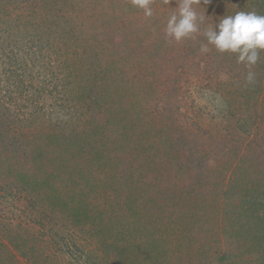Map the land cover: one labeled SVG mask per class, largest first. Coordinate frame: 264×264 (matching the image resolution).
Segmentation results:
<instances>
[{
	"label": "rangeland",
	"instance_id": "rangeland-1",
	"mask_svg": "<svg viewBox=\"0 0 264 264\" xmlns=\"http://www.w3.org/2000/svg\"><path fill=\"white\" fill-rule=\"evenodd\" d=\"M243 1L252 9L250 11L258 14L259 6L255 3L257 0H231V3L238 9ZM260 1L263 2L260 8L264 12V0ZM5 2L8 19L18 25H14L10 30L17 32L26 41L24 50L29 64L26 73L17 71L16 67L12 70L9 61L6 65L1 64L0 86H3L6 97L2 99L4 104L0 108V126L2 123L7 125L11 112H18L25 117L23 125H8H13L16 130L24 131L28 135L30 128L35 129L34 139L37 138L42 147V132L39 130L50 127L53 129L54 124H48L47 121L44 124L39 123L36 128L30 119L33 114H37L36 117L43 116L39 108L50 104V92L53 89L61 90L60 84H57L59 79L56 67H62L68 62V81L72 82L73 79L75 82V88L69 92L68 97L78 103L77 108L73 107L79 110L78 114H83L78 128L82 131L89 127V130L86 133H77L75 127L71 126L64 130L61 143L55 144V140H50L52 149L69 150L62 155L65 159L63 164L53 158L48 149L43 150L41 156L33 158V151L38 149L36 139L31 146L23 145L24 151H21L20 161L22 166L34 172L31 178L41 176L49 180L48 188L41 187L33 194L36 198L35 206L42 207L44 203L47 206L43 215L33 211L30 200H21L19 196L2 198V186L10 182L3 176L0 178V264H252L250 261H256L258 258H254L252 250H249L248 257L246 251H240V255H237L239 257H234L233 250L237 249L233 246L239 241H230L236 232L234 228H229L228 231L226 227L213 226L215 222L205 219L204 216L202 218L206 220V224L201 225V222H198L202 197L210 195L214 198L218 191L214 192L212 189L201 194L195 184L205 187L206 179H221L224 185L222 184L223 192L218 195V201L225 204L227 184L234 172L240 171L239 167L245 161L243 152H246L247 140L254 136V129L253 120L250 122L252 128L247 121L238 122V117L250 118L247 113L253 112L246 99L242 97L239 100H225L223 94L228 92L227 81L234 80L231 78L232 71L239 67L242 68V77L247 83H253L254 78H259V75H262L261 82L264 81L259 66L252 65L251 68L243 69L238 63L235 66L228 64L225 71H221L219 66H209L208 56L219 55L224 59L225 53L218 52L213 45L202 42L200 46L207 45L209 50L202 52L201 48H198V56H204L200 67L187 69L183 76L182 67L179 65L181 62L185 63V60H181L179 52L182 49L181 40L177 42L167 36L166 28L157 24V21L153 20L154 17L123 25L124 21L129 20V16L135 20L139 14L134 11L132 4L125 3V0ZM20 2L24 4L21 8L31 16L30 18L25 16L24 20L18 19ZM0 7L3 10L1 3ZM151 7L153 11L155 8H163L159 1L155 8ZM219 12L216 10L212 17L205 13L203 23L199 24L201 33L215 27L210 20H218ZM167 16L168 20L170 16ZM204 41L207 42V38H204ZM55 59L57 64L51 61ZM92 61L101 62L102 67L109 64V61L116 63L115 79H112L111 72H108L103 83L96 84V80L92 79L88 82L80 79L78 82L76 76H81L83 69H87ZM211 67L215 68V73L210 78L211 84L207 85V81L201 80L199 75L207 74L205 70H212ZM249 71L256 74L251 82L247 79ZM10 75L14 78L13 84L6 83ZM63 83L71 90V84ZM86 86L90 87L93 97H80L81 92L88 90ZM7 87L10 89L6 90ZM116 108L126 110L121 109L115 116L113 114ZM104 114H110L108 119ZM146 114L152 118L146 120ZM107 120L108 123L115 124L112 129L123 126L126 122L137 123L134 128H129L137 138L132 140L130 145H136L139 150H146H137L140 162H133L137 164L135 169H131L134 166L131 162L126 164L129 166L127 168L123 161L122 164H116L114 169L112 161L118 158L115 155L106 167L102 164L92 166L89 163L92 155L83 146L88 147L90 143L94 145L96 141L102 144L103 140L107 139L101 133L109 130L108 123L105 128L96 129L98 124ZM234 124L242 127V131L238 130L240 134H245V138L237 143L229 134L232 133ZM139 128H142L143 134L138 131ZM248 129L252 134H249ZM87 133H93L95 136H90L79 144L80 134ZM148 134L152 141H142V137ZM156 139L159 140L153 141ZM230 140L231 145L227 150H230L234 143L237 147L228 154L227 160L224 157L226 153L218 150L224 147L223 142ZM119 142L123 143L120 140ZM9 147L13 148L12 144ZM124 147L127 148V144ZM19 150H22V147ZM184 151L191 153L189 159L182 158ZM11 155L10 151L7 155L0 156V171H3V157L9 159ZM99 157L103 158L104 154L100 153ZM176 161H183V164H176ZM12 162L14 161L9 163L14 169L12 172L15 173L17 167L22 168L20 162L11 164ZM254 164L258 166L257 162ZM63 165L65 170L59 169L62 177L53 176L52 173L57 176V169ZM206 165L210 167H201ZM224 165L228 170L220 177L212 166L222 168ZM42 167L46 170H41ZM151 168H154L153 173L147 174ZM38 169L41 170L40 174ZM129 170L133 174H130ZM114 172L117 178L114 177ZM243 172L245 171L239 174ZM13 176L16 175H11V178ZM252 178L254 179L252 175H248L243 184H250L254 190L255 183H250ZM77 179H81L79 181L82 183L84 179L86 186L82 185L77 192L67 190L66 183ZM127 179L131 184L125 188ZM91 185H94L93 190ZM21 187L22 185H15L13 191ZM145 187L154 191L152 195H144ZM196 194H199L198 197ZM127 195H138L142 198L145 196L143 204L156 208L152 216L147 214L150 222L148 225L143 224L147 226V230L131 241L124 240L119 233H115L119 231L117 228L120 224L115 227L110 220V217L117 216L118 220L122 217L120 206L123 205L124 211H127ZM248 200L250 203V198ZM262 200L264 202V199ZM74 210L81 211L79 224L73 222ZM257 211L259 210L253 212L254 215L243 223V229L246 227L252 230L254 226L258 228V220L263 213L262 210ZM248 234L250 235L249 232ZM244 235L247 236H242ZM216 237L220 240L217 241ZM239 246L243 245L239 243ZM149 248L161 249L160 253L164 256H156L157 253L150 252L152 250ZM157 258L159 261H156ZM223 260L226 263H221Z\"/></svg>",
	"mask_w": 264,
	"mask_h": 264
},
{
	"label": "trees",
	"instance_id": "trees-1",
	"mask_svg": "<svg viewBox=\"0 0 264 264\" xmlns=\"http://www.w3.org/2000/svg\"><path fill=\"white\" fill-rule=\"evenodd\" d=\"M8 0H0V3L3 6V10L0 11V67L1 64L6 65L7 62L9 61L10 68H12V70H14L13 68L16 67L17 71H22L23 73H26V69L27 66L29 64L28 60L26 59V52H25V43L26 41L24 40V38H21L19 36V34L17 32H14L13 30L11 31L10 29L15 25L13 24V22H11L8 19L7 16V8H5L6 2ZM157 1H159L161 3V6H163V8H155L156 7V3ZM171 3H165L164 0H153V3L151 6H153L155 8V10L153 11V15L151 16L153 20L157 21V24L163 26L164 28H166L165 26L166 24V16L169 15L171 16V14L175 13L178 11V8L176 6V4L178 5V1L176 2L175 0H169ZM125 3H131L130 0H125ZM255 3L258 4L259 8H258V14L259 15H264V12L261 10V6L263 5V2H261L260 0L255 1ZM234 3H231V0H201V3L193 5L195 11L199 16H202L203 18L205 17V13L207 12V16L208 17H212V13H214L216 10H219V19L218 20H210V23H212L213 25H216L219 20H221L223 17L225 16H230L236 12H238V10L240 11H245L248 12L252 9H250V7L248 6V4L246 2H242L236 9V6L233 5ZM6 5V6H5ZM24 4H22L20 2L18 8L20 10V12L17 13V15H19L18 19L19 20H24L25 16H27V18L31 17L28 14H26L25 10L23 8H21ZM133 9L135 8V12H139L138 17L133 20L132 16H129V20L128 21H124L123 25H125L126 23H138V20H143L148 19L150 20V17H145L144 13L142 12V9H138L136 7H134L132 5ZM202 8V9H201ZM215 10V11H214ZM214 11V12H213ZM167 13V14H166ZM31 15V14H30ZM136 15V14H135ZM167 16V17H169ZM164 18V20H163ZM204 20V19H203ZM153 22V21H152ZM21 23V22H20ZM15 27H18V25H15ZM133 29V28H132ZM150 30V29H149ZM131 31V30H130ZM205 32V30H203V33ZM201 33L200 31L197 33L192 34L191 37L188 38H183L181 40V46L182 49L179 50L180 54H181V60H185V63L181 62L179 63L180 67H182V75L185 76L186 70L187 69H191V68H199L200 64H201V59L204 57L202 56H198L199 52H200V48H202L200 46V44L202 42L207 43L208 41L205 42L204 38H206L204 36V34ZM149 34V33H148ZM59 39V38H58ZM112 39L113 36H112ZM140 39V37H139ZM109 40V39H107ZM55 41H58L57 39H55ZM49 43V42H48ZM50 44H53L50 42ZM54 45V44H53ZM125 45L127 46V44L125 43ZM211 45V44H210ZM24 46V47H23ZM33 48V47H31ZM138 48V46H137ZM180 48V47H179ZM199 48V49H198ZM131 51H135V50H131ZM225 53V57L224 59H221L220 56H208V61L207 64L209 66H219L221 71H225L228 69V64L234 65L237 62V56L238 54L235 53H231V52H224ZM261 55L259 56V59L257 61V63L253 66L257 67L259 66V68L261 69L260 71H262L263 73V77H264V50H260ZM62 54V53H60ZM212 58V59H209ZM58 59H60V56H58ZM53 62H55L57 64V60H51ZM65 61V60H64ZM206 61V60H205ZM223 64V65H221ZM238 66H242L243 69L246 68L245 64L243 62L238 63ZM84 67V66H83ZM82 67V68H83ZM203 67H205L203 65ZM245 67V68H244ZM58 68V83L61 86V90L57 91V90H52L50 92L49 95H51L52 97L50 98V104L49 105H42L39 108V111H42L43 116L41 115L40 117H36L37 114H33V118L30 119V122L32 125H34L33 127H36L39 125V123H46L48 121L49 123H53L54 124V128L52 129V127L50 128H46V129H41L39 130L40 132H42V138L41 140L43 141V145L41 147V145L37 142V138L36 139V144L38 149H36L38 152H36V150H34V157H38L41 156V152L43 150L48 149L51 153L52 156H54L53 158L58 159V161L60 162V164H63L64 160L63 159V154L67 153L69 150H65V149H52L49 145L50 140H55V144H59L62 142V136L64 133V130L71 128V126L74 128L75 127V131L77 133H86L89 130L88 128H84L82 131H80V129L78 128L79 126V121L82 118L83 114H78L79 110L78 109H74L73 107L77 108L79 105L78 103L74 100V99H70L69 96V92L75 88V82L72 79L71 81L69 80V77L67 78L66 75V70H68V62L64 63L63 66H59L57 65ZM81 68V69H82ZM116 68L117 65L116 63L109 61V64L107 65H101V62H95L92 61L89 66L87 67V69H83V74H81V76L78 77V75L76 76V79L78 78V82L80 81H86L88 82V80H96V84L97 83H103V81H105L106 79V74L108 72H111V77H113L112 79H115L116 77ZM212 70H205V72H207V74H200L199 77L201 78V80L207 81L205 82L207 85L211 84L210 78L212 77V75H214L215 73V68L211 67ZM242 68L239 67L236 69V71H232V79H234L233 81H227L228 84V92L227 94H223V97L225 100H230V99H236L239 100L240 98H245L247 103L250 104L251 106V111L253 110L252 113H247V115H249L250 118H242V117H238V122L239 120H242L240 123H243L244 121L247 122H251V120H253V129H254V136L250 139L247 140L246 143V152L244 151L243 154L245 155L244 158L245 161L242 164V166L239 167L240 171L236 170V172H234L233 176H231L232 178L229 180L228 184H227V190H226V202L225 204H222V201H218V195H221L220 193L223 192V183L221 182V179H213V180H208L205 181V187H202V185H198L195 184V187L197 189H199L201 191V194H203V191H208V190H215L214 192L218 191L217 195L212 198L210 195L209 197H202L203 201L201 203V210H199L200 214L198 215V222H201V225H205L206 224V220H213L215 223L213 226L215 225H220V227H226L227 230L229 228H234V230H236L234 236L231 237V240H235L238 241L234 244V248L237 250H233V255L234 257H239L237 255H240V251L241 252H245V254L247 255L246 257H248L249 254V250H252L251 254H254V258L257 259L256 261H250L252 264H264V202L262 199H264V81L261 82L262 80V75H259L260 80L258 77L254 78L253 80V84L251 83H247L246 80L242 77ZM86 70V71H85ZM80 71V70H79ZM258 71V70H257ZM119 73V72H118ZM122 72H120L121 75ZM220 73V72H218ZM75 74V72H74ZM255 74V72L253 73ZM1 75V72H0ZM23 76L24 74H18ZM256 75V74H255ZM70 76V74L68 75ZM207 77V78H206ZM206 78V79H205ZM118 78H116L117 81ZM259 80V83L257 85V81ZM65 82L66 84H71V90H69L67 88V86L63 83ZM6 83L8 84H13L14 83V78L10 75V77L8 78V81H6ZM254 85V86H253ZM11 86V85H10ZM259 86V87H257ZM3 86H0V108L2 107V105L4 104V102L2 101V99L4 97H6L5 91L4 89H2ZM86 88L88 89L85 92H81L80 97L83 96H94V94L91 92V89L89 86H86ZM10 88H6V90H9ZM14 89V88H12ZM55 95V96H53ZM232 97V98H231ZM19 104V103H18ZM46 107V108H44ZM49 108V109H47ZM8 109L10 110V108L8 107ZM121 109H125V108H116V112H114L113 115L117 116L116 113H119L121 111ZM118 110V111H117ZM126 110V109H125ZM2 112V111H1ZM0 112V113H1ZM11 112V110H10ZM65 112V113H64ZM65 114V115H64ZM100 116L102 115V113H99ZM111 114V113H110ZM110 114H104L105 116H110ZM8 118V123L11 124H17L18 126L23 125V122L25 121V117L24 115H21L18 112H14V114L11 112ZM76 117V119L74 120V118ZM148 118H152V116H149L146 114L145 119L148 120ZM242 118V119H241ZM260 118V120H258ZM74 120V121H73ZM119 121V120H118ZM131 121V119H130ZM186 121V120H185ZM111 122V121H110ZM259 122V123H258ZM1 123V122H0ZM108 120L106 121H102L100 124H98L96 126V129H102L105 128L107 126ZM4 125L2 123V126H0V156L2 155H7L8 152L11 151L12 155L9 159H6V157H3V161L1 164L2 170L0 171V178L3 176L4 178L7 179L8 182H10V184H6L5 186H2V191L3 194L2 198H4L5 196H9V197H17L19 196V199L21 200H25V201H29V204L31 206H33V211H35L36 213L38 212L39 215H43L47 209L46 204L44 203L42 207L40 206H35V201L36 198L35 196H33V194L35 193L36 190L40 189L41 187H45L48 188V178L47 177H41V176H37L34 178H31V174L33 175L34 172L30 169H25V166H22V163L20 162L22 160L21 157V151L23 150V145L26 144L27 146H31L33 142H35L34 136H33V128H30V134H26L24 131H18L16 130V127H14L13 125H8L10 126V128ZM109 125V130L106 133H101L102 136L105 135V137L107 139L103 140L102 144H99L97 141L95 142L94 145H91V143L89 144V146H83L87 149V151L92 155L91 157V161L89 162L90 164H92V166H94L95 164H97L98 166L100 164H102L104 167H106L111 160H113L114 155L117 159H114L112 161V164L115 165L116 169V164H123L126 165L128 163H132V168L131 169H135L137 164L140 162L139 157L137 156V150L142 152L146 149H140L139 147H136V145H130V142L132 140H134L136 138V136L134 134H132L129 130V128H134L135 125H137L136 122H131L129 124H127V122L125 123V125L123 126H118V128H114L112 129V126L114 127L115 124H113L111 122L108 123ZM120 125V124H118ZM251 125V123H250ZM251 125V128H252ZM116 127V126H115ZM137 127V126H136ZM38 128V127H36ZM11 129V130H10ZM149 129V128H148ZM138 130V129H137ZM232 133L229 132V134H231L230 136L236 141V143L238 141H241L245 138V134H240L239 131H242V127L238 126V125H233V127L231 128ZM239 130V131H238ZM250 129H248L247 131H249ZM142 134H143V130L142 128H139V130ZM150 134V132H148ZM139 134V132H138ZM146 135L145 137H142V141L143 140H151L150 136ZM159 136L162 137L161 134L157 133ZM156 134V135H157ZM249 134H252L251 131H249ZM140 135V134H139ZM157 135V136H158ZM90 136H95V134L93 133H87V134H80L79 136V144H82L84 142V140H86L88 137L90 138ZM158 136V137H159ZM140 137V136H139ZM137 139V138H136ZM120 141H123V143H120ZM159 140V139H158ZM153 140V141H158ZM152 141V140H151ZM155 143V142H154ZM224 143V147H222L221 149L218 150V152H223L224 154L226 153V155H224L225 158L228 157V154L235 151V148L237 146H235L236 143H234L233 147L230 150L228 149V146L231 145V140L223 142ZM12 144L13 148L10 149V145ZM127 144V148L124 147V145ZM153 144V143H152ZM151 144V146H152ZM143 145V144H142ZM16 147V148H15ZM22 147V150H19V148ZM44 147V148H43ZM144 147V145H143ZM145 148V147H144ZM152 149V147H151ZM213 149V148H212ZM61 152V154L59 153ZM240 152V151H239ZM103 153L104 157L100 158L99 154ZM154 155V154H153ZM191 156V153L189 151H184L183 157L184 159H189V157ZM234 156V154H233ZM223 157V158H224ZM36 159V158H35ZM52 159V158H51ZM228 160V158H227ZM11 161V164H17L20 162V168L17 167L15 169V173L12 172V166L9 165V163ZM139 161V162H138ZM225 161V160H224ZM125 162V163H124ZM133 162H136L135 164ZM257 162L258 166H256L254 163ZM176 164H183V161H176ZM190 164H192L189 161ZM226 164H228L227 162H225ZM27 165V164H26ZM64 166H59L61 168L57 169V176L52 173L53 176L59 178L62 177V174L59 172V169L61 170L62 168L64 169ZM40 167V166H39ZM127 168H129L128 165H126ZM202 168H209L210 166L206 165V166H201ZM213 168L216 169L218 175L220 177H222L223 175L226 174L228 167L224 165V167L219 168L218 166H212ZM230 167V165H229ZM259 169H256V168ZM22 169V170H21ZM152 169L154 170V168L149 169V171H147V174H152ZM41 170H46L44 167H42ZM40 170V171H41ZM65 170V169H64ZM245 171L243 172L241 175L239 174V172L241 171ZM40 171L38 169V172L40 174ZM128 172H130V174H133V172L131 170H129ZM11 175H16L13 176L12 178H14V180H12ZM114 177L117 178V174L115 175L114 172ZM248 175H252L254 177V179L252 178L250 181V183H255L254 185L256 186V188L253 190L250 186V184H243L244 181H246V178ZM65 178V175H63ZM31 179V180H30ZM81 179H77L74 180L73 182L70 183H66V189L70 190L71 192H77L81 189L82 185L86 186L84 179L83 183L82 181H79ZM248 182V181H247ZM87 183V182H86ZM258 183V184H257ZM13 184V185H12ZM92 184V183H91ZM131 182H129V179L126 180L125 183V188L130 186ZM203 184V183H202ZM223 184V185H222ZM17 185L18 187H20V185H22L21 188H17L15 191H13V187ZM91 190H93L94 185H91ZM123 189V188H122ZM144 189V195L145 196H150L152 195V192H154L153 190H147L146 187L143 188ZM13 191V192H12ZM40 192V191H39ZM261 192V193H260ZM199 193V192H196ZM0 195V197H1ZM199 194H196V196L198 197ZM145 196H138V195H134V197H130L129 195L126 196L127 202V211H124V206H120L122 209H120V215L122 217H120V219L118 220L117 216L114 217H110V220L113 221L114 226H118V224H120V226L117 228V230H119L118 232L115 233H119L122 237V239L124 240H133L134 237H139L140 235L143 234L144 230H147V226H143L144 223H146L148 225V223L150 222V218L147 215L149 213L150 216L153 215L154 211L156 210V208L153 209V207L151 205H147L145 206L143 204V202L145 201ZM211 197V198H210ZM46 198V197H44ZM250 198V203L247 202L249 201L248 199ZM201 199V198H200ZM199 199V200H200ZM42 208V209H41ZM129 208V209H128ZM262 210L263 215L259 218L258 223L259 226L256 229V227L254 226V228L252 230L247 229L246 227L243 229V223L246 222L247 219L251 218L256 210ZM44 209V210H43ZM257 211V212H259ZM209 212H211L209 214ZM81 211L80 210H74V217L73 218V222L78 223L79 224V217L80 216ZM77 214V217H76ZM204 216L205 219H203L202 217ZM77 219V220H76ZM257 220V218H256ZM44 224V222H43ZM175 224V223H173ZM199 225V226H201ZM203 227V226H202ZM218 228V227H216ZM242 229V231H241ZM115 231V229H114ZM217 230L215 229V232ZM229 231V230H228ZM214 232V233H215ZM248 232L250 233V235L248 234ZM114 233V232H113ZM213 233V234H214ZM233 235V232H231ZM243 234H247V236H242ZM215 235V234H214ZM216 240L219 241L220 239L218 237H216ZM204 242H206L204 240ZM249 242V244H247ZM239 243L243 246H239ZM252 244V246L250 245ZM150 252H155L157 253L156 256H160L164 254L160 253L159 248H149ZM95 257V254H93ZM224 255V254H223ZM218 254L216 255V259H217ZM156 261H159V259L157 258ZM221 263H226L225 260H223Z\"/></svg>",
	"mask_w": 264,
	"mask_h": 264
},
{
	"label": "clouds",
	"instance_id": "clouds-1",
	"mask_svg": "<svg viewBox=\"0 0 264 264\" xmlns=\"http://www.w3.org/2000/svg\"><path fill=\"white\" fill-rule=\"evenodd\" d=\"M131 4L142 9L145 17L153 15V0H130ZM168 3L169 0H164ZM201 3V0H179L178 11L171 14L167 20L166 35L177 42L183 38L191 37L200 31L199 24L203 23V17L199 16L193 5ZM204 36L208 44L215 47L218 52H231L238 54L237 62H243L251 68L259 59L260 50H264V15L255 11H238L234 15L225 16L214 28L206 30ZM207 45L202 46L201 51L207 52ZM254 74L249 71L247 79L251 82Z\"/></svg>",
	"mask_w": 264,
	"mask_h": 264
}]
</instances>
